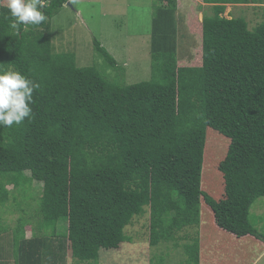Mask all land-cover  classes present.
I'll list each match as a JSON object with an SVG mask.
<instances>
[{"label":"trees","instance_id":"obj_1","mask_svg":"<svg viewBox=\"0 0 264 264\" xmlns=\"http://www.w3.org/2000/svg\"><path fill=\"white\" fill-rule=\"evenodd\" d=\"M202 2L212 15L191 26L198 34L201 27V56L185 61L177 55V0H153L150 79L127 85L124 67L95 38L94 51L113 79L57 51L52 19L68 0H44L47 19L19 31L0 0V69L39 85L30 117L0 125V205L11 187L27 195V183L42 185L36 228L26 237L27 222L18 218L0 247L1 264L89 258L147 205L149 246L177 248L182 239L185 264L203 257L202 203L218 229L264 242L250 222L252 205L264 197V23L250 30L244 19L223 16L228 5L249 0ZM207 128L229 139L218 165L219 200L201 189ZM131 170L147 171L146 191L125 184ZM187 228L196 234L178 238ZM98 231L106 239L91 243Z\"/></svg>","mask_w":264,"mask_h":264},{"label":"rangeland","instance_id":"obj_2","mask_svg":"<svg viewBox=\"0 0 264 264\" xmlns=\"http://www.w3.org/2000/svg\"><path fill=\"white\" fill-rule=\"evenodd\" d=\"M202 1L177 0V55L181 60H193L194 56H201V27L198 34L191 26L196 27V22L199 26L204 14L212 15L211 7L202 6ZM253 1L255 0H249L250 3ZM253 9L249 6L240 8L238 4L229 5L223 16L228 19L242 18L248 28L253 30L257 26ZM153 12V0H68L52 19L53 43L57 51L75 54L77 66H94L113 79L116 73L108 70L105 62L94 51L92 40L95 38L124 67L125 84L147 81L150 79L151 68ZM228 145V138L207 128L201 189L216 200L223 194L222 175L218 165L224 158ZM138 171L141 172H125L124 182L132 190L140 188V192H144L148 188V173ZM27 184L29 194L20 195L18 190L11 187L8 190V202L0 205V247L4 243L7 246L5 241L13 236L19 217L27 222L26 237H30L32 230L36 228V209L39 208L37 199L42 185L35 181ZM128 197L130 199L131 196ZM140 210L132 212L122 229L121 237L112 238L110 246L106 245L92 252L89 258H71L70 255L67 264H161L162 258L164 264H185L186 257L181 248L184 240L178 242L177 248L172 247V242L155 248L149 246V207L147 205ZM250 222L264 234V197L252 205ZM188 231L196 234V229L187 228L178 238ZM199 232L203 254L201 264H264V242L252 236L237 238L218 229L210 208L204 203L201 205ZM92 237L91 243L106 239L101 231Z\"/></svg>","mask_w":264,"mask_h":264},{"label":"clouds","instance_id":"obj_3","mask_svg":"<svg viewBox=\"0 0 264 264\" xmlns=\"http://www.w3.org/2000/svg\"><path fill=\"white\" fill-rule=\"evenodd\" d=\"M10 27L19 31L21 25H40L47 19L42 11L44 0H7ZM39 85L14 70L0 69V125H19L30 117L32 93Z\"/></svg>","mask_w":264,"mask_h":264},{"label":"crops","instance_id":"obj_4","mask_svg":"<svg viewBox=\"0 0 264 264\" xmlns=\"http://www.w3.org/2000/svg\"><path fill=\"white\" fill-rule=\"evenodd\" d=\"M201 5L204 6V7H209V5H206V4L205 5L201 4ZM247 6L254 8L253 9V17H254L255 22L257 23L255 25H259L261 23H264V2L255 0L253 3L239 4L240 8H245Z\"/></svg>","mask_w":264,"mask_h":264},{"label":"water","instance_id":"obj_5","mask_svg":"<svg viewBox=\"0 0 264 264\" xmlns=\"http://www.w3.org/2000/svg\"><path fill=\"white\" fill-rule=\"evenodd\" d=\"M69 5V4H68Z\"/></svg>","mask_w":264,"mask_h":264}]
</instances>
